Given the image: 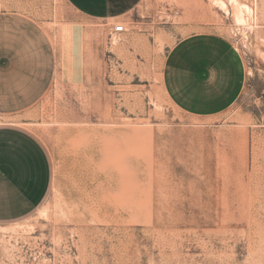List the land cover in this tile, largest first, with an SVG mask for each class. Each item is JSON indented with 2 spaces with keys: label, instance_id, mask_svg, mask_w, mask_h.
<instances>
[{
  "label": "rangeland",
  "instance_id": "obj_1",
  "mask_svg": "<svg viewBox=\"0 0 264 264\" xmlns=\"http://www.w3.org/2000/svg\"><path fill=\"white\" fill-rule=\"evenodd\" d=\"M0 18L46 34L56 66L36 104L0 116L52 168L42 204L0 222V264H264V0H142L109 22L66 0H0ZM197 34L227 38L244 64L214 117L181 111L163 84Z\"/></svg>",
  "mask_w": 264,
  "mask_h": 264
},
{
  "label": "crops",
  "instance_id": "obj_2",
  "mask_svg": "<svg viewBox=\"0 0 264 264\" xmlns=\"http://www.w3.org/2000/svg\"><path fill=\"white\" fill-rule=\"evenodd\" d=\"M80 15L109 22L124 19L142 0H66ZM54 50L46 34L0 18V116L36 104L55 75ZM242 58L227 38L197 34L168 55L164 88L181 111L214 117L236 101L243 87ZM52 179L46 151L27 129L0 125V222L29 215L45 200Z\"/></svg>",
  "mask_w": 264,
  "mask_h": 264
},
{
  "label": "built area",
  "instance_id": "obj_3",
  "mask_svg": "<svg viewBox=\"0 0 264 264\" xmlns=\"http://www.w3.org/2000/svg\"><path fill=\"white\" fill-rule=\"evenodd\" d=\"M126 33V29L123 25H117L111 28L110 38L118 39L121 35Z\"/></svg>",
  "mask_w": 264,
  "mask_h": 264
}]
</instances>
